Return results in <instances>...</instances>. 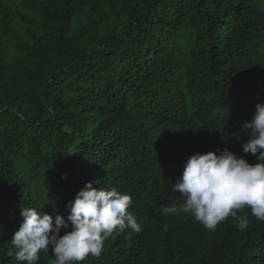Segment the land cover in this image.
<instances>
[{"label":"trees","instance_id":"16d2710c","mask_svg":"<svg viewBox=\"0 0 264 264\" xmlns=\"http://www.w3.org/2000/svg\"><path fill=\"white\" fill-rule=\"evenodd\" d=\"M257 103L264 0H0V264H26L7 254L21 207L67 217L87 182L130 195L142 231L72 264H264L250 207L213 231L171 190L197 152L259 162Z\"/></svg>","mask_w":264,"mask_h":264},{"label":"clouds","instance_id":"9594fccd","mask_svg":"<svg viewBox=\"0 0 264 264\" xmlns=\"http://www.w3.org/2000/svg\"><path fill=\"white\" fill-rule=\"evenodd\" d=\"M243 127L248 140L242 143V149L246 154H258V163L251 164L226 148L219 154L197 152L187 159L182 175L172 184V192L181 193L179 211L190 213L206 229L214 231L220 222L230 215L236 217L237 210L245 206L258 220H264V103L256 104L252 118ZM131 203L128 194L87 182L74 200L67 202V217L21 207L23 220L12 235L7 254L26 264H36L41 252L50 251L56 258L54 264L80 262L89 255L99 257L104 241L115 231H142L128 211ZM177 211L174 206L162 209L166 214ZM237 219L239 227H247L246 217Z\"/></svg>","mask_w":264,"mask_h":264}]
</instances>
